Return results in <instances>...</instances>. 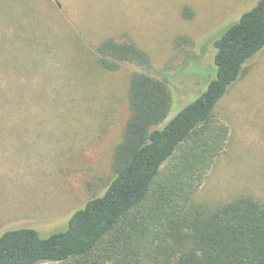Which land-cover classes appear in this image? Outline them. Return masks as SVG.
I'll return each mask as SVG.
<instances>
[{"label": "rangeland", "instance_id": "1", "mask_svg": "<svg viewBox=\"0 0 264 264\" xmlns=\"http://www.w3.org/2000/svg\"><path fill=\"white\" fill-rule=\"evenodd\" d=\"M258 1L0 0V233L52 232L114 178L138 67L104 69L102 41L132 39L149 52L171 85L165 124L214 75V37ZM215 116L229 127L227 143L193 202H264V49Z\"/></svg>", "mask_w": 264, "mask_h": 264}, {"label": "trees", "instance_id": "2", "mask_svg": "<svg viewBox=\"0 0 264 264\" xmlns=\"http://www.w3.org/2000/svg\"><path fill=\"white\" fill-rule=\"evenodd\" d=\"M213 42L215 70L206 89L165 124L171 85L154 71L149 52L132 39L97 46L104 69L138 67L114 150L115 176L52 232L0 233V264H264L263 201L239 195L213 208L193 202L229 135L216 107L264 49V0Z\"/></svg>", "mask_w": 264, "mask_h": 264}]
</instances>
